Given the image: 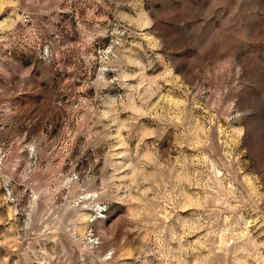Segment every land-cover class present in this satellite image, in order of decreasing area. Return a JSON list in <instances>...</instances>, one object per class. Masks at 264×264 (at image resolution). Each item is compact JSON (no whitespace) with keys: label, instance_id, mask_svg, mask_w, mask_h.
<instances>
[{"label":"rangeland","instance_id":"374dc122","mask_svg":"<svg viewBox=\"0 0 264 264\" xmlns=\"http://www.w3.org/2000/svg\"><path fill=\"white\" fill-rule=\"evenodd\" d=\"M0 264H264V0H0Z\"/></svg>","mask_w":264,"mask_h":264}]
</instances>
